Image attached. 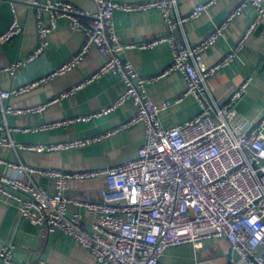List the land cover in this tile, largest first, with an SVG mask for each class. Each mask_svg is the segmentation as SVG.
<instances>
[{
    "label": "built area",
    "instance_id": "built-area-1",
    "mask_svg": "<svg viewBox=\"0 0 264 264\" xmlns=\"http://www.w3.org/2000/svg\"><path fill=\"white\" fill-rule=\"evenodd\" d=\"M95 1L97 11L89 12L67 0H27L36 10V47L25 59L10 63L0 59V73L15 74L19 67L38 58L48 45V36L58 28L60 17L68 19L72 31H82L84 41L78 51L50 72L10 89L0 87V113L44 110L51 101L25 109L15 108L7 101L13 95L28 92L75 69L93 48L104 58L101 67L61 95L108 72L120 76L124 89L109 105L94 113L38 127H9L6 122H0V131L6 128L10 135L0 134V147H19L38 153L71 149L138 123L144 125V143L134 158L89 170L40 168L0 157V163L6 162L16 171L0 174V200L4 195L15 199L20 215L41 231H61L72 237L91 252L96 264H167L162 257L168 247L192 243L200 248L205 241L216 237L226 238L245 264H264V114L250 122L237 108L251 78L243 80L224 100L213 98L207 85L215 73L233 62L264 19V0H240L207 36L192 44L178 37L175 30L201 16L217 0L200 1L186 16L177 19L170 11L183 0ZM9 2L13 18L0 32V46L23 30L16 17L15 0ZM248 5L254 8V13L239 40L216 63L207 66L203 53L223 35L230 20ZM150 9H160L167 24L166 32L139 42H124L114 27L115 11ZM160 42L169 43L172 60L158 74H140L122 55L124 48L148 49ZM175 71L186 82L179 97L154 100L146 95L147 84ZM186 95L196 98L199 112L183 123L164 126L159 113ZM127 101L134 103V113L106 134L32 145L17 144L11 138V132L52 129L107 115ZM38 177L54 180L52 194L40 184ZM99 177L104 179L100 200L67 196L71 180ZM70 204L76 207L71 214L68 213ZM84 209L90 229L83 222ZM13 250L10 242L2 246L0 264H13ZM29 264L48 262L38 260Z\"/></svg>",
    "mask_w": 264,
    "mask_h": 264
},
{
    "label": "crops",
    "instance_id": "crops-1",
    "mask_svg": "<svg viewBox=\"0 0 264 264\" xmlns=\"http://www.w3.org/2000/svg\"><path fill=\"white\" fill-rule=\"evenodd\" d=\"M67 1L89 12H96L98 9L95 0ZM200 1L203 0L179 2L177 7L170 11L172 17L177 19L181 15L186 16ZM239 2L240 0H217L201 16L179 25L175 30L176 35L191 44L201 40L227 17ZM15 9L23 30L21 34L3 42L0 46V59L4 63L25 59L37 44L35 8L27 0H15ZM253 13L254 8L248 5L230 20L223 35L203 53V61L207 66L216 63L236 44ZM162 15L160 9L115 11L113 23L124 42L134 43L166 32L167 24ZM12 18L9 0H0V32L7 28ZM84 20L88 21V18ZM58 22V28L48 36V45L38 58L19 67L15 74L8 71L0 73L1 88L10 89L34 80L50 72L79 50L84 41V33L69 29L66 17H60ZM122 55L143 75L160 73L172 60V50L168 42H160L148 49L138 46L124 48ZM103 61L104 58L97 48L90 49L75 69L28 92L18 96L13 95L7 101L13 107L22 109L51 101L44 110L20 114L0 113V122H6L9 127H38L52 121L99 111L109 105L124 89L125 84L115 72H108L67 95L61 94L85 80L101 67ZM246 78L251 79L244 95L237 103V108L242 116L251 122L258 120L264 114V19L249 35L245 47L238 52L233 62L215 73L208 80L207 85L213 98L224 100ZM185 86L183 75L175 71L147 84L146 95L154 100H174L183 93ZM199 108L196 98L193 95H186L179 102L162 110L159 113L160 121L166 127L183 123L196 115ZM135 109L134 103L127 101L107 115L87 121L70 122L68 125L52 129L11 132V138L21 145L62 143L89 138L118 128ZM0 134L10 136L6 128L0 131ZM144 140V125L138 123L112 132L99 141L71 149L38 153L19 147L1 146L0 157L4 161H22L40 168L89 170L112 166L134 158ZM15 172V169L6 162L0 163V174ZM38 180L50 194L54 192L53 179L38 177ZM103 185L104 179L101 177L71 180L66 194L81 200H100ZM69 209L68 213L71 214L76 207L70 204ZM83 212L85 228L90 229L91 224L85 209ZM13 227L14 232L9 241ZM13 238L15 242L12 241ZM9 242L14 245L13 264H29L38 260H44L48 264H96L91 252L72 237L61 231H41L39 226L20 215L18 202L15 199L4 195L0 200V250ZM162 259L167 264H245L240 253L234 250L224 237L208 239L200 248H196L192 243L170 246L165 250Z\"/></svg>",
    "mask_w": 264,
    "mask_h": 264
},
{
    "label": "water",
    "instance_id": "water-1",
    "mask_svg": "<svg viewBox=\"0 0 264 264\" xmlns=\"http://www.w3.org/2000/svg\"><path fill=\"white\" fill-rule=\"evenodd\" d=\"M13 232H14V227H13V228L11 229V231H10L9 238H8L9 241H10V239L12 238ZM12 241L15 242V239L13 238Z\"/></svg>",
    "mask_w": 264,
    "mask_h": 264
}]
</instances>
